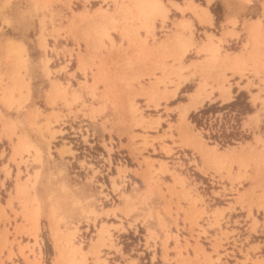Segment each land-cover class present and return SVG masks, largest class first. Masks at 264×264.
Returning a JSON list of instances; mask_svg holds the SVG:
<instances>
[{"label":"rangeland","instance_id":"1","mask_svg":"<svg viewBox=\"0 0 264 264\" xmlns=\"http://www.w3.org/2000/svg\"><path fill=\"white\" fill-rule=\"evenodd\" d=\"M159 1L162 13L152 11V0H0V139L5 138L0 156H8L0 169V201L7 196L13 214L11 218L0 204V264L15 257L14 243L26 264H109L112 250L145 251L143 242L155 239V230L125 232L116 214L128 217L147 207L145 196L152 194H168L165 210L176 233L158 215L165 232L164 263L143 253L131 264H140L143 255L146 264L186 263L191 258L181 252L188 246L195 257L199 249L210 260L200 242L211 239L217 251L229 236H244V243L264 236L259 233L264 232V205L258 203L264 182V62L252 67L243 63L236 69L235 87L224 70L207 77V68L228 57L222 47L225 38L238 33L221 26L219 5L210 6L216 16L212 25L207 7L211 0H185L183 6ZM261 6L264 17V0ZM170 7L179 14L170 13ZM185 11L209 24V32L195 31ZM257 14L256 7L249 8L247 17ZM253 20L249 31H262L260 19ZM184 42L188 45L182 53ZM233 45L228 47L234 49ZM200 54L202 59L191 60ZM237 63L235 58L233 64ZM190 67H201V81L193 90L186 83L176 93L194 74L188 72ZM246 74L256 81L245 78L239 89ZM186 91L192 93L183 94ZM240 91L247 93L252 112H241L240 104L210 113L207 128L189 119L190 112L208 100L222 105ZM194 92L202 100L188 106L183 118L181 112ZM221 125L227 132L237 131L231 143L209 136L211 131L219 133ZM9 161L16 165L13 177ZM235 205L240 212H235ZM180 210L195 245L188 238L183 245L179 242ZM19 214L22 221L15 222ZM149 217L148 213L144 220ZM213 227L218 233L210 237L206 229ZM20 235L32 243L21 244L16 240ZM171 238L175 245L169 249ZM258 247L247 248L246 259L248 251ZM171 249L174 257H169Z\"/></svg>","mask_w":264,"mask_h":264},{"label":"crops","instance_id":"2","mask_svg":"<svg viewBox=\"0 0 264 264\" xmlns=\"http://www.w3.org/2000/svg\"><path fill=\"white\" fill-rule=\"evenodd\" d=\"M153 1V0H152ZM159 1V0H157ZM163 3H166L167 0H162ZM176 2H178L181 6L185 5V0H174ZM206 0H204L205 2ZM160 2V1H159ZM194 3H197L195 0H193ZM152 3V2H151ZM207 4H204L203 6H205ZM217 5H219L222 9L221 14H222V19L220 20V24L222 26L223 24V28L224 29H229V30H234L235 32L238 33V36L235 37H229L227 36L225 38V44H222V47L225 51L229 52L228 57H226L225 62L224 61H220L218 63V66H216L213 69H209L207 68L206 71L208 72V74L206 73V75H208L207 77L212 76L213 74L217 73L218 71H222L224 70L225 75L230 77V83L232 84V87H235V81L238 80L239 74L238 73H234V71L238 68H240L243 63L246 67H252L254 63H262L264 62V17L262 14V6H261V0H250L249 2H246L244 0H211L210 3L207 5L208 9L211 12L210 6L216 7ZM257 8V17L260 19V26L262 28V31H254V32H250L249 31V26L254 25V23H250V20L256 19V18H251L249 19L247 17V13L249 11V8ZM176 13L179 14V12L176 9H173L172 7H170V13ZM204 12H205V16L207 18V21L209 22V17L207 16L208 10L206 8H204ZM209 13V12H208ZM212 13V12H211ZM188 14L190 17V20L195 28V31L199 32H209L208 27L210 26L209 24H201L199 23L198 19L193 15V13H191L190 11H185V15ZM210 14V13H209ZM186 18V17H185ZM229 20H235V24L232 25L231 23H229ZM244 20H245V24H244ZM255 21V20H253ZM216 22V16L212 13V25H215ZM206 27V28H205ZM222 28V27H221ZM195 34V33H194ZM196 36V34H195ZM231 43V44H230ZM234 43V49H231L230 47H228L229 45H232ZM228 44V45H226ZM128 52H130V50H128ZM224 55V52L221 51L220 56ZM199 58H193L191 60H200L203 58V56L200 54ZM237 56V57H236ZM222 58V57H221ZM235 58H237V60L239 61V63L237 64H233ZM202 71L201 67L195 68V67H190L188 69V72H194L193 75H191L186 81L183 82V84H181L180 88L177 90L176 93L180 92L181 87L184 86L186 83H190L192 84V90L198 85V83L201 81V76H200V72ZM188 72H186L185 74H187ZM246 79H253L254 83L256 81V77L251 76L250 74H246L245 76H243L240 79V88H243V84L246 83ZM212 80L209 79L208 82H211ZM216 85L215 82H213V86ZM261 85V84H259ZM254 88V87H253ZM239 89H237L236 91H238ZM191 91V90H189ZM189 91L184 92L183 94H187ZM254 93L257 92L256 90L253 91ZM81 95L85 98L86 96V92H84L83 90H81ZM192 93V92H189ZM215 94H217L216 91L213 92L212 96L214 97ZM177 95V94H176ZM208 102H210L208 100ZM4 139L5 138H1L0 139V143H4ZM1 146V145H0ZM3 158L8 159V156H6V154L2 157L0 156V169L2 167L3 164H5L6 162L3 160ZM9 168H10V177H13V175L16 172V165L9 161L7 162ZM21 170L23 171V168L21 166ZM43 168L40 169L39 171L42 172ZM3 178V174L2 171L0 170V182L1 179ZM9 177L4 178V183L8 180ZM197 182V181H196ZM142 183V182H141ZM139 183V184H141ZM198 183V182H197ZM142 185V184H141ZM1 183H0V190H1ZM144 191V187L143 188H139V190ZM162 190L165 192V188H162ZM143 191H141V193L136 197V199L140 198L143 194ZM165 197L159 196L158 194H152L151 196L147 197V195L145 196L146 200L148 199L147 202V207H145L144 205L140 207V209L138 211H134L132 213L129 214L128 217H125L122 213L118 212V214H116L117 217H120L122 219V226L125 228V232H129L132 231L134 232L135 229H144L146 230L147 228L149 229H153L155 230V233L157 234V237L155 239L149 240L148 243L145 245L146 240L143 242L144 244V249L145 251H141V250H135L133 248H131V251L129 252H125V250H123V248L121 247L120 251L116 250V251H110L109 252V264H131L132 260H135L136 262L139 261V257L145 253L147 254V256L150 257L151 261H156L158 263H164L163 259H162V254H163V249H162V241L165 237V232L163 229L160 228V220H159V216L162 217L163 221H165L167 224L170 225V229L172 231V233H176L175 230V226H174V221L171 220L168 217V213L165 210V206L167 205V201H168V194L164 195ZM232 197V196H231ZM6 200H7V196L4 197V202L0 201L1 206H6L5 207V212L11 217L13 218V214L11 212V209L9 207H7L6 204ZM172 201L175 200V198L171 199ZM212 200L214 201V198H212ZM208 203H211L210 201H208L207 199L205 200ZM231 203H233V200H230ZM181 206H183L184 208L187 207V204L185 202H180ZM228 203V201H227ZM12 206L16 209L19 210V206L17 204L16 201L12 202ZM221 206H226V205H221ZM215 206H208L209 209H213ZM171 209L174 210V206H171ZM241 209L239 207V205H235V212H240ZM150 214L151 217L146 218L144 220V216L147 214ZM227 213V212H226ZM172 216L174 215V213L171 214ZM183 217H184V213L180 210L178 212V218H177V223L179 225V229H177L178 233H179V242L181 245L185 244V239L184 238H188L189 243L192 245H195V241L194 239L191 238H195V235H191L190 232L188 231V223L183 221ZM135 218H138L136 221H134ZM206 219L204 218L203 221H205ZM21 215H17L16 216V221L15 222H21ZM113 224L118 225L120 224L119 222H113ZM131 223V225H130ZM10 226L12 227L14 225V221L11 220L9 222ZM203 226H206L205 223H203ZM182 227H185V229H182ZM261 228V227H260ZM10 232L12 233V229L9 228ZM185 231V232H184ZM208 236L212 237L215 233H218V230L216 227L213 228H207L206 229ZM258 233V231H257ZM259 233H262L264 235L263 231H259ZM203 236L205 235H200V239H203ZM13 234L8 236V239H13ZM27 237L26 235H20V236H16V240H20L21 244H24L26 242H30L32 243V241L30 240V238L28 240H26ZM144 238H146V234H144ZM232 238L235 239V237H231L229 236L228 242L223 243L222 247L218 248L217 251H214L211 248V244L210 242H212V240L210 239V242H208V244H204L202 242H200L203 246H204V250L206 253H210V260H208L207 257H204V254L202 252L198 250V257H195V251L192 249V247L188 246L186 248V251L183 250L182 256L186 258V255L188 254V256L191 258L190 260L185 261L186 263H182V264H242V261H245L244 264H264V236L259 237L258 241H253V242H247L244 243L241 239L244 238V236H242L239 240L235 239V242H232ZM168 248H172L175 245V240L173 238L168 239ZM242 244V245H241ZM255 244H259L258 249L256 250H249L248 251V255L249 258L246 259L245 256V252L246 249L249 248L250 246H253ZM208 247V248H207ZM12 249L15 253V257L11 258V259H6L4 258L3 263L4 264H13V263H17V264H26L25 260L23 259V256L19 253V245L17 243H14L12 246ZM35 252H38V248L35 249ZM24 253H28L27 250H24ZM3 257L6 256L7 254V249H4L2 251ZM153 255H155L154 260L152 259ZM176 255L174 250H170L169 251V257H174ZM218 258V260H216ZM22 259V260H21ZM31 259V256H30ZM89 259V258H88ZM177 260V259H176ZM184 260V259H183ZM176 262H174V264H176ZM44 264H46L44 262ZM90 264V263H87Z\"/></svg>","mask_w":264,"mask_h":264},{"label":"trees","instance_id":"3","mask_svg":"<svg viewBox=\"0 0 264 264\" xmlns=\"http://www.w3.org/2000/svg\"><path fill=\"white\" fill-rule=\"evenodd\" d=\"M211 11L213 12L212 8ZM178 99V98H177ZM248 100V95L245 91H240L234 100L224 103L222 105H219L218 102L215 103H205L202 108H200L197 111H192L189 114V119L195 123L197 127H206L208 126V115L210 113H216L217 111H222L224 109H230L232 110L233 107L236 105L243 104L244 107L241 112L243 113H250L252 112V108L250 106V103L247 101ZM233 128V127H232ZM237 131H230L227 132L224 126L221 125L220 132L218 131H211L209 133V136L211 139H216L221 141L222 143H231V140L233 139L234 136H237L238 133ZM50 264V263H47Z\"/></svg>","mask_w":264,"mask_h":264},{"label":"bare ground","instance_id":"4","mask_svg":"<svg viewBox=\"0 0 264 264\" xmlns=\"http://www.w3.org/2000/svg\"><path fill=\"white\" fill-rule=\"evenodd\" d=\"M151 8H152V11H155V12H160V13H162L163 12V7H162V4L159 2V1H157V0H153L152 1V3H151ZM207 13V16L209 17V13L208 12H206ZM187 43V42H186ZM185 42L183 43V50H182V53H184L185 51H186V49H187V47H186V45H188V44H186ZM198 92H194L193 93V95L191 96V99H190V101L185 105V107L183 108V110H182V112H181V115H182V117L184 118L185 116H186V114H187V107L189 106V107H195L197 104H199L200 102H201V100L202 99H198ZM224 98H225V100H227V99H229V95L228 94H225V96H224ZM258 203L261 205V206H263L264 205V182H263V184H262V186H261V192H260V194H259V196H258ZM59 245V244H58ZM57 248H59V247H57ZM72 250H74L73 248L70 250V251H72ZM74 251H76V250H74ZM70 253V252H69ZM60 255V254H59ZM60 258V257H59Z\"/></svg>","mask_w":264,"mask_h":264},{"label":"built area","instance_id":"5","mask_svg":"<svg viewBox=\"0 0 264 264\" xmlns=\"http://www.w3.org/2000/svg\"><path fill=\"white\" fill-rule=\"evenodd\" d=\"M141 261L142 262H140V264H146L148 262L147 258H145L144 255Z\"/></svg>","mask_w":264,"mask_h":264}]
</instances>
